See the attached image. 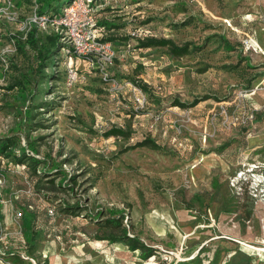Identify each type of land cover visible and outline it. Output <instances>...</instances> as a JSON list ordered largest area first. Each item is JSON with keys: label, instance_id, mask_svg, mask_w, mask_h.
I'll return each instance as SVG.
<instances>
[{"label": "rangeland", "instance_id": "obj_1", "mask_svg": "<svg viewBox=\"0 0 264 264\" xmlns=\"http://www.w3.org/2000/svg\"><path fill=\"white\" fill-rule=\"evenodd\" d=\"M91 1L110 45L89 60L60 37L39 66L28 39L60 34L53 14L0 0V144L17 142L0 145V264H188L201 247L204 263L218 248L217 264H264V0ZM145 137L161 148L128 147ZM123 228L155 253L107 239Z\"/></svg>", "mask_w": 264, "mask_h": 264}, {"label": "trees", "instance_id": "obj_2", "mask_svg": "<svg viewBox=\"0 0 264 264\" xmlns=\"http://www.w3.org/2000/svg\"><path fill=\"white\" fill-rule=\"evenodd\" d=\"M73 0H36L38 7H37V14L38 15H43L46 13H58L60 12V10L62 9V7L64 5H68L70 3H72ZM108 22L107 21H102V22H98L99 26L105 27ZM36 28V27H35ZM61 34L53 32L52 34H47L44 36L41 35H35V33H32L30 35V38L28 39V42L30 43V45L37 51V63L39 66H43L47 63H53V58L56 55V53L60 50V47L63 45L61 40H60ZM113 37H109V38H102L103 41H107V40H113ZM15 41L19 44L20 47H22L21 42L19 39H15ZM191 42H185L183 44H177L174 40H172L171 38H167V37H159V36H145L141 39L138 40V46L139 47H168L169 51L173 54V55H177V56H181L184 54H187L191 51L189 45ZM225 43L227 45H230V42L225 39ZM233 49V48H232ZM47 74H43V76H45ZM49 77L54 78L53 73L51 72L49 75ZM44 78H41V81H43ZM138 85L142 88V90H144L145 92H148L149 90V86L147 83L145 82H138ZM209 98V96H201V97H196L194 98V100L190 103H186V102H181L179 99H174L172 101L171 105H176L182 108H186L188 106H194L197 105L200 101L205 100ZM264 119V112H262L261 114H258L255 118V121H261ZM106 136H111V135H122V136H126V137H130V132L128 130L123 129L122 127L119 126H113L111 128H109L106 132H105ZM16 141L13 140L12 138H7L5 140L2 141V143L0 145H2V149L1 152L5 153V155H11L14 154L15 155V150H12V147H14L16 145ZM138 146H148L154 149H160L161 146L160 144L152 137H145L142 140L137 141L135 144H132L131 146H128L129 148H135ZM20 148H23L22 146ZM19 148V149H20ZM11 149V150H10ZM15 149V148H13ZM22 157L18 158L17 161H23L22 159L24 158L25 154V150L21 151ZM30 159H33V157H27L25 158L24 161H26V163H28L31 168L32 171L36 172V161L33 159L30 161ZM41 169H46L44 168V165H40ZM41 171V170H39ZM41 173V172H39ZM63 178V177H62ZM60 178V179H62ZM52 184V187H62V184L60 183V181L55 182L53 179L49 180ZM217 182V181H216ZM66 187V186H64ZM1 206V203H0ZM65 207L67 209H71V208H75L73 205H68L65 204ZM92 215V214H91ZM251 215V210H249L247 217H249ZM122 220V219H121ZM119 219L116 218H109L107 220V224L106 225H114L116 226L117 224H119V222L121 221ZM35 235V234H34ZM31 236V241H30V246H34L37 240V236L35 235ZM107 239H109L111 242H122L123 244L127 245L129 247V249L131 250H140V255L143 259H147L150 256H152L155 253V248L152 245H148L146 243H144L138 236L136 235H129L126 228H123V233L122 234H115L113 232L109 233L107 236ZM204 248L201 247L197 253L189 259V261L187 262L188 264H217L219 258H220V251L219 249H215L212 256L208 258L207 262L204 263L203 258H202V252ZM195 248H189L188 250H186L187 254H191L192 252H194ZM31 264V263H30Z\"/></svg>", "mask_w": 264, "mask_h": 264}, {"label": "built area", "instance_id": "obj_3", "mask_svg": "<svg viewBox=\"0 0 264 264\" xmlns=\"http://www.w3.org/2000/svg\"><path fill=\"white\" fill-rule=\"evenodd\" d=\"M8 2L10 3L11 0ZM42 18L48 20L49 17L43 15ZM52 18L57 24V30L65 41L68 51L71 50L78 56L92 60L102 46L110 45L100 36L102 26L98 25L91 0H73L72 3L64 5L60 12L53 14ZM102 72L107 79L108 72ZM139 101L141 102L140 99Z\"/></svg>", "mask_w": 264, "mask_h": 264}, {"label": "bare ground", "instance_id": "obj_4", "mask_svg": "<svg viewBox=\"0 0 264 264\" xmlns=\"http://www.w3.org/2000/svg\"><path fill=\"white\" fill-rule=\"evenodd\" d=\"M205 161V160H204ZM212 165V164H211ZM208 167V166H207Z\"/></svg>", "mask_w": 264, "mask_h": 264}]
</instances>
